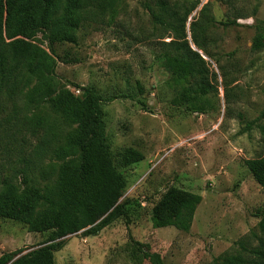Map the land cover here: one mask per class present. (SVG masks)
I'll use <instances>...</instances> for the list:
<instances>
[{"label":"rangeland","instance_id":"obj_1","mask_svg":"<svg viewBox=\"0 0 264 264\" xmlns=\"http://www.w3.org/2000/svg\"><path fill=\"white\" fill-rule=\"evenodd\" d=\"M100 1L102 17L86 19L91 9L86 6L75 32L51 42L47 31H37L31 42L55 62L47 82L55 87L77 95L87 86L108 96L135 93L136 99L106 103L104 114L113 150L140 157L125 169L128 188L122 198L140 208L129 227L118 219L97 235L65 237L54 264H155L156 256L161 264H213L241 254L237 243L259 233L264 210V189L247 166L264 155V51L253 48L264 35V0L233 5L202 0L189 17L190 39L191 23L210 2L215 20L206 35L210 57L200 53L215 89L202 112L172 101L177 93L166 86L170 65L159 59L160 42L172 40L162 39L170 31L155 24L147 9L157 0ZM18 23L8 21L6 30L15 31ZM23 99L17 91L7 94L0 111V182L18 185L25 159L44 135L43 129L31 131L29 117L24 120L30 113ZM170 188L202 196L189 232L153 225L152 210ZM48 236L0 217V257L20 249L28 253Z\"/></svg>","mask_w":264,"mask_h":264},{"label":"trees","instance_id":"obj_2","mask_svg":"<svg viewBox=\"0 0 264 264\" xmlns=\"http://www.w3.org/2000/svg\"><path fill=\"white\" fill-rule=\"evenodd\" d=\"M201 2L157 0L155 7L147 4L154 23L170 31L162 39L172 40L160 42L159 59L170 65L166 86L177 93L172 101L193 112L203 111L205 98L215 89L200 53L210 57L206 35L215 22L210 2L191 23L190 39L186 27ZM86 6L91 7L86 19L103 16L100 0H0V111L3 97L17 91L30 113L24 120L29 117L31 131L44 130L42 141L19 172L21 185L8 179L0 182V217L23 223L33 233H49L44 243L28 253L20 249L3 254L0 264H54L65 237L79 232L97 235L118 219L129 227L140 208L138 202L122 199L128 188L125 169L140 157L131 150H113L104 114L106 103L136 99L135 93L108 96L87 86L77 95L55 87L47 83L54 76L55 62H49L46 52L31 42L37 31H47L51 42L75 32ZM10 20H19L13 32L6 30ZM253 48L264 51V35L256 37ZM247 166L264 189V155L248 160ZM201 202L199 194L168 189L152 210L154 227L189 232ZM258 230L237 243L241 254L221 256L213 264H264V210ZM154 263L161 264V259L156 256Z\"/></svg>","mask_w":264,"mask_h":264}]
</instances>
